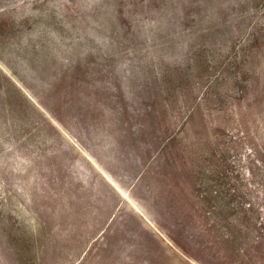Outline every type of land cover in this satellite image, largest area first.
<instances>
[{
	"label": "rangeland",
	"instance_id": "374dc122",
	"mask_svg": "<svg viewBox=\"0 0 264 264\" xmlns=\"http://www.w3.org/2000/svg\"><path fill=\"white\" fill-rule=\"evenodd\" d=\"M0 264H264V0H0Z\"/></svg>",
	"mask_w": 264,
	"mask_h": 264
}]
</instances>
